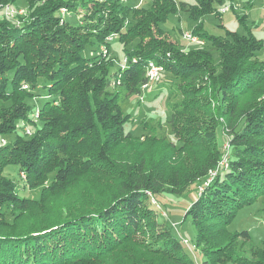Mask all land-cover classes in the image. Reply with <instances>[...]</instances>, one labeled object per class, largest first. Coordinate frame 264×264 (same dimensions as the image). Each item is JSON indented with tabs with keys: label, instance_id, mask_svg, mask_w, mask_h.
<instances>
[{
	"label": "trees",
	"instance_id": "obj_1",
	"mask_svg": "<svg viewBox=\"0 0 264 264\" xmlns=\"http://www.w3.org/2000/svg\"><path fill=\"white\" fill-rule=\"evenodd\" d=\"M15 1L0 3L15 11ZM225 1L234 0H27L25 18L2 7L0 101L9 105L0 110V138L17 124L33 128L0 146V170L16 165L40 192L21 197L13 179H0V210L15 214L6 222L0 213V264H264V240L228 229L241 208L264 200V42L202 30L204 15L221 20L216 6ZM78 8L77 23L61 13ZM180 11L198 22L190 32L218 51V62L205 46L183 50L161 29ZM113 39L121 60L83 55ZM149 62L175 80L180 99L166 118L174 140L124 129L130 115L120 100L148 84ZM35 97L47 100L37 108ZM220 125L231 135L226 153L215 143ZM195 181L202 188L185 216L202 262L165 218L159 227L153 198ZM144 225L155 245L136 237Z\"/></svg>",
	"mask_w": 264,
	"mask_h": 264
},
{
	"label": "rangeland",
	"instance_id": "obj_2",
	"mask_svg": "<svg viewBox=\"0 0 264 264\" xmlns=\"http://www.w3.org/2000/svg\"><path fill=\"white\" fill-rule=\"evenodd\" d=\"M130 1L133 3L138 0ZM144 1L145 3L143 5L148 6L150 0H143V2ZM175 1L186 2L189 4L195 3V0ZM242 1L244 0H234V2H231L232 6L230 7L234 10L229 8L227 12L222 14L221 20L214 14L204 15L200 19L202 23L201 26L203 28L202 30H205L208 35L212 36H226L227 31H234L239 34L250 32L258 39H262L264 42V0H253L254 3L252 6H239L238 3ZM248 2H252V0H249ZM229 3L225 1L224 4L216 6V8L218 10L222 9L225 5H229ZM4 5L6 14L13 17L15 15V11L10 6L14 7V5L10 3H0V9H2ZM15 6L24 10V13L22 12L21 15L25 18V14L27 12V0H16ZM77 10V12H70L69 14L63 10L61 13L65 14V17L70 19L71 22L77 23L80 22L82 13H84L81 8H78ZM18 21L20 20L18 19ZM197 23L198 22L191 20L186 12L180 11L176 14H169L166 20L160 24V27L169 39L176 42L178 47L183 50H187L193 46H205V48L210 51L213 60L218 62V51L209 42L206 43L202 39H197L198 41H189L183 38V31L190 32ZM109 41H111L109 48H107V46L104 47L101 45H95L94 47L86 48L83 51V55L92 56L101 51L103 55L106 54L111 58H115L117 61L121 60L123 56V46L115 39ZM136 42L137 41L132 42L129 46H127V48H133ZM155 83L154 81L149 80L146 86L141 87L142 90L139 95H130L120 100L123 112L130 115V120L124 125V129L135 136L154 133L156 135L165 136L169 140H174V136L172 135L166 118L170 115L171 105L180 99L179 96L175 95V80L169 74L162 73V79L158 83ZM45 100H47V98L35 97L31 100V103H33L34 107L38 108ZM7 105H9V102L0 101V110H2L3 107H7ZM36 111L38 110L35 109L34 112ZM32 128L33 126L29 123H24L20 126L17 124L15 132L3 135L0 138V146L11 143L17 134L29 135L26 131L27 129L31 130ZM217 131V139L215 142L217 147L223 153L229 152V146L226 147L228 139L231 137L228 129H222L220 125V127L217 128ZM223 160H225V158ZM19 172L20 170L16 165H9L3 170H0V179L5 177L13 179L21 197L37 199L39 197L40 188L29 189L25 184L24 176H22L23 173ZM208 181L209 180L206 182ZM200 186H202L201 182L195 181L181 194L162 192L154 197L152 196L156 199L155 205L160 206L158 209L157 206L155 208V210H157L155 212L159 227L165 226V224L168 223V226L172 229L173 234L183 241L185 250L189 257L198 262L203 261V255L201 254L200 249L195 245V230L190 217H186L185 213L187 211V207L198 198L197 196ZM12 211L13 210H10L8 207H2L0 210V213L5 217L6 222L12 221L15 215L14 211L12 214ZM164 218L167 223L164 221ZM142 229H144L145 234L143 236L138 234L136 237H139V239H142L151 245H155L157 241L153 238L154 233L148 230L146 225H144ZM228 229L230 231H240L246 229L250 234L251 242L254 244H258L264 240V200L259 199L254 204L241 208L228 226ZM184 241H187V245H185Z\"/></svg>",
	"mask_w": 264,
	"mask_h": 264
},
{
	"label": "built area",
	"instance_id": "obj_3",
	"mask_svg": "<svg viewBox=\"0 0 264 264\" xmlns=\"http://www.w3.org/2000/svg\"><path fill=\"white\" fill-rule=\"evenodd\" d=\"M141 1H142V0H141ZM229 8H230V5H225L224 9H219V11H220L221 13H224V12H226ZM0 11L4 14V8L0 9ZM16 12H23V13H24V10H23V9H20V8H18V9L16 8L14 14H16ZM182 35H188V40H197V36H189V34H188L187 31L183 32ZM197 41H198V40H197ZM125 63H127V60H123V59H122V61H121V65H123V64H125ZM150 65H151V71L154 72V83H155L156 81H159V80H160L161 75H162V70H161V69H158V68H155L153 64H150ZM2 143H3V142H2ZM225 159H226V157H225ZM223 163H224V162H223ZM223 163H222L221 166H223ZM208 180H209V178H208Z\"/></svg>",
	"mask_w": 264,
	"mask_h": 264
},
{
	"label": "bare ground",
	"instance_id": "obj_4",
	"mask_svg": "<svg viewBox=\"0 0 264 264\" xmlns=\"http://www.w3.org/2000/svg\"><path fill=\"white\" fill-rule=\"evenodd\" d=\"M225 7V6H224ZM224 7L222 9H224ZM9 11V10H8ZM63 11V10H62ZM189 36H194L191 32H188ZM184 39H187L188 40V35H182ZM189 41H195V40H189ZM150 63V62H149ZM150 64H153L155 68H158L160 69L157 65H155L154 63H150ZM149 66V70H148V75H149V79L154 81V72L151 71V65H148ZM223 163V162H222ZM214 172V171H213ZM212 173V171H211ZM213 174V173H212ZM153 202V201H152Z\"/></svg>",
	"mask_w": 264,
	"mask_h": 264
},
{
	"label": "crops",
	"instance_id": "obj_5",
	"mask_svg": "<svg viewBox=\"0 0 264 264\" xmlns=\"http://www.w3.org/2000/svg\"><path fill=\"white\" fill-rule=\"evenodd\" d=\"M249 0H244V1H242V2H239L238 3V5L239 6H252L253 5V3H254V1L252 0V2H248ZM234 2V1H233ZM252 3V4H251ZM263 5H264V3H263ZM227 12V11H226Z\"/></svg>",
	"mask_w": 264,
	"mask_h": 264
}]
</instances>
